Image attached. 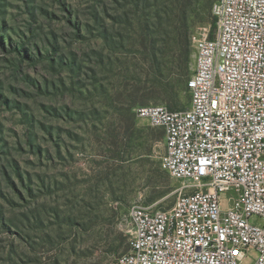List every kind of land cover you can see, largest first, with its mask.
<instances>
[{"label": "rangeland", "instance_id": "374dc122", "mask_svg": "<svg viewBox=\"0 0 264 264\" xmlns=\"http://www.w3.org/2000/svg\"><path fill=\"white\" fill-rule=\"evenodd\" d=\"M211 1L192 0L191 38L214 32ZM170 4L0 0V264H115L133 237L129 210L176 203L164 131L134 112L188 106L186 88L171 91Z\"/></svg>", "mask_w": 264, "mask_h": 264}, {"label": "built area", "instance_id": "2783aa9c", "mask_svg": "<svg viewBox=\"0 0 264 264\" xmlns=\"http://www.w3.org/2000/svg\"><path fill=\"white\" fill-rule=\"evenodd\" d=\"M195 33L188 106H138L164 131L162 168L183 183L174 206L129 210L115 264H264V0H218Z\"/></svg>", "mask_w": 264, "mask_h": 264}, {"label": "trees", "instance_id": "16d2710c", "mask_svg": "<svg viewBox=\"0 0 264 264\" xmlns=\"http://www.w3.org/2000/svg\"><path fill=\"white\" fill-rule=\"evenodd\" d=\"M170 8L167 10V22L176 34V54L173 55L174 61V76L172 78L171 91L179 94L185 88L193 75L192 70V58H193V47L191 43V26H190V12L189 7L191 6L192 0H170ZM202 9L209 11L211 6V0H202ZM218 0H214L217 2ZM214 23L216 19L214 17ZM162 26V23L160 24ZM216 27V25H215ZM166 34H169L167 32ZM162 35H165L163 30H160L155 34V39L151 40L149 47L147 48L150 55L151 65L155 68L158 66V60L161 55ZM159 37V39H158ZM164 42V41H163ZM3 45V44H2ZM146 106V105H141ZM174 111V110H173ZM163 195V194H161Z\"/></svg>", "mask_w": 264, "mask_h": 264}]
</instances>
